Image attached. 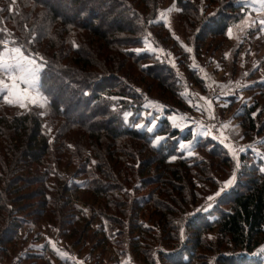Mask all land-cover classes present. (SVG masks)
Listing matches in <instances>:
<instances>
[{"label": "trees", "instance_id": "1", "mask_svg": "<svg viewBox=\"0 0 264 264\" xmlns=\"http://www.w3.org/2000/svg\"><path fill=\"white\" fill-rule=\"evenodd\" d=\"M169 1L0 0V54L6 43L41 55L44 98L43 107L22 111L0 99V264L15 261L31 237L42 250L19 264H71L43 225L75 246L95 242L96 264H105L111 238L130 264H264L243 255L264 245V170L248 156L238 171L230 149L209 135L186 156L180 142L192 134L170 119L191 110L185 85L208 91L196 62L226 47L228 30L248 10L235 0H173L185 27L179 38L158 21ZM257 32L248 28L242 44ZM146 38L171 48L177 67L139 52ZM244 49L236 50L237 67ZM256 85L254 101L237 105L245 141L264 136V81ZM148 101L164 114L154 131L133 125ZM234 176L214 203L207 200Z\"/></svg>", "mask_w": 264, "mask_h": 264}, {"label": "rangeland", "instance_id": "2", "mask_svg": "<svg viewBox=\"0 0 264 264\" xmlns=\"http://www.w3.org/2000/svg\"><path fill=\"white\" fill-rule=\"evenodd\" d=\"M71 1L72 0H65L67 4H70ZM101 1L104 2V0ZM235 1L239 5H241L244 8V10H248V15L240 22V24L236 29L232 30L233 36L230 39L231 40L230 43L228 42L226 47L220 50L221 52L218 51V54L216 55L218 56L217 61L220 66V69L222 70L220 71V74H222V76L216 82V85L219 88L218 92L221 91L222 95H218L216 96V98L222 97L223 99H228L229 105L232 102H236V105L231 110L228 109L229 105L221 108L224 110L228 109L230 110V113H232V116L224 115L225 120L226 119L233 120V117H235L238 113L237 105L239 103L251 102L252 100L254 101V94L258 90V85H256V83L259 81L261 82L264 81V66L261 64V62L264 61V24L261 23V21H264V0H235ZM177 13H178V7L175 1L173 0L169 1L164 6L161 7L158 21H164L179 38H183L185 27H184V23L177 15ZM256 23L257 25H255ZM252 25L254 26V28H258V32L256 33L257 37L255 41L250 45L249 42L247 43L244 42L242 44V42L244 41L243 38L244 32H246L248 28H250ZM241 45L244 46L245 49L243 53L247 54V57L241 58L239 66L237 67V64L234 59L236 56V50ZM7 48L11 50L16 47L9 46ZM137 49L139 52H151L152 54L155 55L157 54L160 56H164L165 58L167 57L166 59L173 62L174 65L177 67L176 55L173 52V50L171 48L167 50L156 48L151 38H146L144 40L143 46L138 47ZM1 54H3V51ZM23 55L27 56L24 53ZM29 58L35 59L36 63L40 66V71H39V85H40L41 71H42V65L40 61L41 55L32 56ZM213 61L214 60L210 61L207 66L211 67L213 65L212 63ZM234 62L236 66H234ZM177 69L182 74L181 69L180 68ZM213 70L214 73L217 72L218 74L219 72L218 69L217 70L213 69ZM134 73L138 74L136 68H134ZM6 82L9 84L12 83L11 81H6ZM146 82H151V81L146 80ZM22 87L23 86L21 85V88ZM143 87L145 86L143 85ZM185 90H186L185 96L188 103L191 101V99L193 100L200 99L198 97H193L192 90L195 89L187 87V85H185ZM199 90L200 89H198V92ZM151 93L155 97L160 96L157 90H153V92ZM189 94L191 96H188ZM229 94L233 96L227 97V95ZM41 97H43V95L41 94L40 87L38 90H30L24 98V103L26 104V107H21V111L33 105L32 103L33 99H36L39 103L44 104V99H41ZM12 98L13 97H9V99ZM213 104L214 102L212 101H210L209 105H205L203 102V106L200 107L196 105L192 107L190 104L191 113L194 114L197 113L204 116L205 122L203 121L201 126L199 125L196 126L192 119L193 115L186 114V112H179L170 116L171 121L176 126L185 130V133L191 132L192 134L193 138L190 141L180 142L182 150H184L186 153L185 155L191 157L196 154L197 152L196 144L198 141V137L201 134H205L207 130V132L210 133L215 140L226 145L230 149V152L232 153L233 157L237 162L238 171L242 168L248 156L250 157L249 158L250 163H252L253 161H257V164H259L260 169L264 170V136H259L254 141H245L243 139V133H241V130L237 131L238 128L237 125H234V123L231 122V125L229 127L230 134L228 135L229 137L226 140L224 137L220 136L219 130L218 132H216L215 130L216 126H218L220 123H216V121L212 122L213 119L210 120L208 118V116L212 117L215 114V112L213 113V111H210L211 113H207V111L215 108ZM161 108L162 106L155 102H151V101L146 102L144 106V111L142 113V115L144 116L143 117L144 120L141 121L139 124L133 123V125L139 129H145V128L149 129V127H151L152 128L151 131H154L158 126L160 117L164 116ZM129 116L130 113H127L126 114L127 121ZM187 116H191V118ZM217 116L219 115H216V117ZM147 120H149V125L151 124L150 126L149 125L147 126L148 123ZM186 122H189V124H184ZM188 127L191 128L190 131L188 130L189 129ZM194 129H197V131H195ZM164 140H165L164 136H159L156 138L155 143L160 144ZM250 154H252V157ZM236 177L237 176H234V179H232L233 177L230 178L232 179V183L230 185L225 186L226 182L229 181L230 179L223 182L219 190L221 188H223L224 190L220 194L224 193L229 187L234 185L236 181L235 180ZM27 200L25 199L24 201L26 202ZM215 201L216 199L212 200L211 203H214ZM211 207L212 206L208 207V209L206 210H209ZM41 230L43 236L48 240V242H50V244H52L54 250L56 251V254L59 256V258L62 261H67L71 264L97 263V260L99 258L98 256L99 253L98 252L96 254L91 253V249L95 244V242H91L90 244L88 243V246L86 247L75 246L73 243H70L67 240H65L64 237H62L58 233V231L55 230V228L52 229L50 227H47L46 225H43ZM111 240L113 241L114 238H111ZM112 241L108 246V251H107L108 253L105 255V258L103 260L105 264H130L126 258L119 257L117 255L118 254L117 245H114ZM42 246H43L42 241L36 240V237H31L30 241H28L27 243H25V245L22 246V249L18 254V257L22 256L23 254L29 251L40 252L42 250ZM260 249H264V245ZM116 256L118 257L117 258L118 261L114 260ZM261 256H264V253H262ZM18 257H16L15 261L5 258L3 259V264H19ZM20 264H27V263L21 262Z\"/></svg>", "mask_w": 264, "mask_h": 264}, {"label": "snow or ice", "instance_id": "3", "mask_svg": "<svg viewBox=\"0 0 264 264\" xmlns=\"http://www.w3.org/2000/svg\"><path fill=\"white\" fill-rule=\"evenodd\" d=\"M264 24V21H261ZM228 35L231 38L233 36L231 29L228 30ZM189 51H191L189 49ZM39 71L40 66L36 63V60L23 55L21 47H16L9 50L7 44L3 50V54H0V99L6 100L9 104H16L20 107H26L24 98L30 90H38L39 85ZM6 81H11L9 84ZM21 85L23 86L21 88ZM9 97H13L9 99ZM41 99H44L41 97ZM34 106L43 107L42 103H39L36 99L32 100ZM152 128L149 127V131ZM234 179V177L232 178ZM232 179L226 182L225 186L232 183ZM224 189L221 188L213 196L207 197L208 201H212L216 196ZM210 206V205H209ZM199 211V209L197 210ZM264 253V249H260L259 252L244 253L243 255L261 256ZM264 259V256L261 257Z\"/></svg>", "mask_w": 264, "mask_h": 264}, {"label": "crops", "instance_id": "4", "mask_svg": "<svg viewBox=\"0 0 264 264\" xmlns=\"http://www.w3.org/2000/svg\"><path fill=\"white\" fill-rule=\"evenodd\" d=\"M230 41H229V43H230ZM243 57L244 58L247 57V54H244ZM217 59H218V56H208L207 55L202 60L196 62L195 66H196V68H199L201 70L202 76L206 81L208 91L207 92H201V90H199V92H198L199 88L195 86V90H192L193 94L191 92L190 93L193 95V97H198L200 99L199 100L191 99V101L189 103L191 104L192 107H194L195 105L200 107V106H203V102L205 105H209L210 101L214 102V104H213L215 107V108H213L214 110L211 109V110L207 111V113H211L210 111H213V113L215 112V114H214L215 116L214 115L212 117L208 116V118L210 120L213 119L212 122L216 121V123H220L218 126H216L215 130H216V132H218V130H219L220 136L224 137L227 140V138L229 137L228 135L230 134V131H229L230 128L229 127L231 125V122L234 123V125H237V127H238L237 131L241 130V133H243V128L240 125L239 120L236 117H233V120H228V119L225 120L224 119L225 116H232V113H230V110L221 109L222 107H226L229 105L228 99H223L222 97L216 98V96L222 95L221 91L218 92L219 88L216 85V82L222 76V74H220V71H222V70L220 69V66L218 64ZM212 60H214L212 62L213 65L211 67H208L207 65ZM213 69H215V70L218 69L219 70L218 74H217V72H215L216 73L215 74ZM188 96H191V95L189 94ZM231 96H233V95H231V94L227 95V97H231ZM174 114H176V113H174ZM186 114H192L193 115L192 119H193V122L196 126H198V125L201 126L202 122L203 121L205 122V118L201 114H197V113L194 114V113H191L190 111H187ZM216 115H219V116L216 117ZM187 117L191 118V116H187ZM184 124H189V122H186ZM190 124H192V123H190ZM194 130L197 131V129H194ZM195 133H197V132H195ZM207 135L212 136L210 133L207 132V130H206L205 134H201L200 136H207ZM220 139H221V137H220Z\"/></svg>", "mask_w": 264, "mask_h": 264}, {"label": "built area", "instance_id": "5", "mask_svg": "<svg viewBox=\"0 0 264 264\" xmlns=\"http://www.w3.org/2000/svg\"><path fill=\"white\" fill-rule=\"evenodd\" d=\"M189 87L195 89V85H193V84L189 85Z\"/></svg>", "mask_w": 264, "mask_h": 264}]
</instances>
